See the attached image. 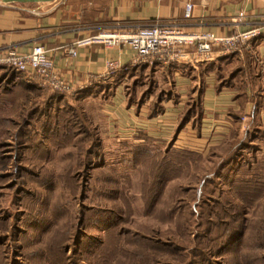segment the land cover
<instances>
[{"label": "rangeland", "instance_id": "1", "mask_svg": "<svg viewBox=\"0 0 264 264\" xmlns=\"http://www.w3.org/2000/svg\"><path fill=\"white\" fill-rule=\"evenodd\" d=\"M0 82L17 96L0 98V264H264L254 188L206 186L213 199L199 202L212 166L187 147L109 131L108 99L52 92L32 74L1 71Z\"/></svg>", "mask_w": 264, "mask_h": 264}, {"label": "crops", "instance_id": "2", "mask_svg": "<svg viewBox=\"0 0 264 264\" xmlns=\"http://www.w3.org/2000/svg\"><path fill=\"white\" fill-rule=\"evenodd\" d=\"M188 3L192 10L185 19ZM154 25L229 36L264 26V0L0 3V50L14 47L25 52L34 45L44 47L69 83L70 92L75 93L93 82L112 83L124 73L113 97L102 108L109 131L124 130L130 135L122 139L142 134L156 142H168L175 134V146L187 147L203 157L236 141L245 142L254 147V166L259 163L264 170V32L232 53L214 47L209 58L202 59L190 47L184 57L140 65L148 67L140 70L145 78L152 74L156 89L137 110L135 105L126 106L121 84L130 68L137 71L140 67L133 66L135 55L128 47L92 45L80 49L73 58L67 53L74 41L97 32H133ZM108 62L117 64L114 71L107 69ZM12 82L39 86L35 77H16ZM155 109L156 114H151Z\"/></svg>", "mask_w": 264, "mask_h": 264}, {"label": "built area", "instance_id": "3", "mask_svg": "<svg viewBox=\"0 0 264 264\" xmlns=\"http://www.w3.org/2000/svg\"><path fill=\"white\" fill-rule=\"evenodd\" d=\"M192 10L191 4L185 5L184 18L189 19ZM263 27H252L229 36H218L211 31L185 32L175 26H148L138 28L133 32L118 30L101 31L74 41L67 53L75 57L80 49L92 45L104 47L126 46L134 53L133 66L151 64L154 60L164 58H180L185 56L187 48L192 47L195 54L208 59L212 48L218 47L223 53H232L238 47L260 37ZM115 62H108L107 69L114 71ZM0 68H6L16 73L32 74L37 76L42 86L52 92H70L69 83L64 80L48 56L47 50L34 45L25 52L14 47L0 50Z\"/></svg>", "mask_w": 264, "mask_h": 264}, {"label": "trees", "instance_id": "4", "mask_svg": "<svg viewBox=\"0 0 264 264\" xmlns=\"http://www.w3.org/2000/svg\"><path fill=\"white\" fill-rule=\"evenodd\" d=\"M148 67L140 66L137 71H129L127 74V78L132 79V85H128L126 89L124 90V96L126 98V106L129 105H135V110L145 102L147 97L151 94H153V91L156 89V82L152 77V74H148L147 78L144 77L142 74V69H147ZM141 69V70H140ZM1 71H11L6 68H0ZM5 73V72H4ZM11 73H16L14 71H11ZM17 74H25V73H17ZM124 74V73H123ZM123 74H119L115 77L114 81L112 83H102L95 84L93 87H89L85 90H83L80 94H86V95H93L94 98L96 96H99V98H102L104 100L110 99L113 97L116 87L118 86L120 82V78ZM144 78L145 83L141 82L138 86L139 79ZM5 78H3L4 80ZM2 81V80H1ZM13 79L10 81L11 85H14L12 82ZM16 84V83H15ZM20 84H23V82H20ZM0 82V86H1ZM11 85L8 87V85H4L2 87V92H0V98L6 97V98H16V95H13V87ZM142 86H144L145 89H139ZM23 89H26L28 91H31L34 89L33 87H25L23 84ZM137 87H139L137 89ZM147 87V88H146ZM1 89V88H0ZM98 94V95H97ZM139 94V96H138ZM50 94V99H55L58 101H62L67 99L66 95H53ZM158 111V110H157ZM155 112L151 114H156ZM188 114H185L183 118H186ZM179 132V131H175ZM175 137V134H174ZM174 137L167 142L168 145H171V147L174 144ZM137 140H142V142H145L146 140L153 141L145 135L139 134L137 137ZM174 148V146H173ZM180 150V149H179ZM188 153L193 154L198 157L204 158L203 161L208 163V166H212L210 168V171L203 173V179L198 181L200 182L199 190L195 192V196L197 200L200 202L201 198V192L206 193L208 196V192L210 193L206 186L214 185L218 186L221 184L227 185L228 189L235 188L239 186L240 184L251 186L254 188V199L253 203L256 204L254 206V209H264V170L262 169V165L257 163L254 166V147H250L245 142H239L236 141L232 143L229 147H222L217 150H211L209 154H207L205 157L198 153H194L190 151L189 149H186ZM214 159L217 160L218 163H215L214 165ZM213 168V169H212ZM262 170V171H261ZM239 174H242L241 177H239ZM197 186V185H196ZM204 195V194H203ZM209 198L213 199L211 197V194L208 196ZM216 204V203H215Z\"/></svg>", "mask_w": 264, "mask_h": 264}, {"label": "water", "instance_id": "5", "mask_svg": "<svg viewBox=\"0 0 264 264\" xmlns=\"http://www.w3.org/2000/svg\"><path fill=\"white\" fill-rule=\"evenodd\" d=\"M52 1H62V0H0L1 4H30L38 2H52Z\"/></svg>", "mask_w": 264, "mask_h": 264}]
</instances>
